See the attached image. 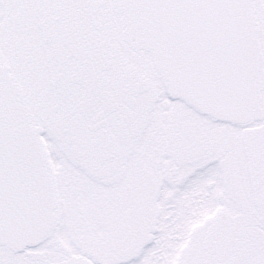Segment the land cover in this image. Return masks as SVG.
Instances as JSON below:
<instances>
[{
  "label": "snow or ice",
  "instance_id": "obj_1",
  "mask_svg": "<svg viewBox=\"0 0 264 264\" xmlns=\"http://www.w3.org/2000/svg\"><path fill=\"white\" fill-rule=\"evenodd\" d=\"M0 264H264V0H0Z\"/></svg>",
  "mask_w": 264,
  "mask_h": 264
}]
</instances>
